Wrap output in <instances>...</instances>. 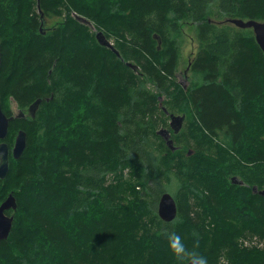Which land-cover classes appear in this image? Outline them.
<instances>
[{
    "label": "trees",
    "instance_id": "trees-1",
    "mask_svg": "<svg viewBox=\"0 0 264 264\" xmlns=\"http://www.w3.org/2000/svg\"><path fill=\"white\" fill-rule=\"evenodd\" d=\"M41 13L62 20L40 29ZM226 17L264 20V0H0L2 109L41 99L5 138L0 203L12 193L17 208L6 211L14 220L0 264H187L194 253L208 264H264V196L251 188L264 187V52L252 29ZM185 24L198 48L184 88L175 74ZM173 100L189 116L171 150L157 130ZM20 129L26 146L15 159ZM171 167L187 184L164 221L156 207ZM138 189L150 199L130 212ZM172 232L182 256L168 247Z\"/></svg>",
    "mask_w": 264,
    "mask_h": 264
},
{
    "label": "water",
    "instance_id": "water-1",
    "mask_svg": "<svg viewBox=\"0 0 264 264\" xmlns=\"http://www.w3.org/2000/svg\"><path fill=\"white\" fill-rule=\"evenodd\" d=\"M38 1V0H37ZM43 17V13H41ZM81 20H86L84 17H78ZM218 22V21H217ZM220 23H229L233 24L239 28H250L255 37V41L260 46L262 51L264 52V20H256V19H247L244 20L242 18L236 17H226L222 20H219ZM43 25V21H41L40 28ZM95 37L99 44L110 47L115 51L112 43L106 38L104 33L101 30L96 31ZM116 54L117 51H115ZM0 62H1V54H0ZM129 66H133L131 63H128ZM41 102L40 98H36L27 106V114L33 117L35 112ZM25 116V112L20 110L15 114L6 115L1 106V97H0V178H4L8 171L9 164V148L8 144L5 141V138L8 134L9 123L14 119V117H23ZM185 118V114L176 115L172 114L170 116L169 126L172 130L177 133L180 130L182 122ZM157 134H159L169 146L171 150L175 149L173 145V140L170 137V132L167 128H160L157 130ZM26 146V132L24 130H19L14 138L13 146L11 147L10 153L11 156L15 159H18L24 151ZM234 183L242 184V181H238L235 177L232 178ZM253 191H257L260 195L264 196V187L260 190H257L256 186L252 187ZM17 208V203L15 197L12 193H9L8 196L0 203V240L7 239L10 231L12 229L14 216L13 214H7L6 211L11 209L15 210ZM157 214L164 221H171L176 217L177 207L174 197L167 191H164L158 200L157 203ZM187 264H199L195 259H191L187 262ZM208 264V263H206Z\"/></svg>",
    "mask_w": 264,
    "mask_h": 264
},
{
    "label": "rangeland",
    "instance_id": "rangeland-1",
    "mask_svg": "<svg viewBox=\"0 0 264 264\" xmlns=\"http://www.w3.org/2000/svg\"><path fill=\"white\" fill-rule=\"evenodd\" d=\"M62 15L61 16H58V15H51L50 17L47 18L46 22H45V25L47 27L49 26H52L54 25L56 22L62 20ZM223 18V17H221ZM219 18V19H221ZM216 19V18H214ZM233 25V24H232ZM235 26V25H234ZM237 27V26H236ZM181 28L183 29V37H182V45H181V54H180V60L178 62V68H177V71H176V80H177V84L181 87H186L189 85V83H191V79L193 78V74L189 71V65H188V62H189V59L191 58V56H193L194 52L196 51V49L198 48V41L194 38V35H193V29L191 28V25L190 24H185V25H181ZM239 28V27H238ZM243 29V28H242ZM108 40L111 42V40L108 38ZM163 94V93H162ZM164 95V94H163ZM165 96V95H164ZM163 98V96H162ZM182 101V100H181ZM183 103V102H182ZM184 104V103H183ZM10 107V111L12 113H16L17 112V109H19V107H17L16 103L12 102L10 103L9 105ZM172 108V113L174 114H185L186 115V120H187V117L189 116L188 113L186 112H183L182 109V106L180 105V100H177V101H174L173 100V105L170 106ZM26 109H22L23 111H25V115H28L27 112H26ZM170 113V112H169ZM186 120L184 118L183 122H182V125L180 127V129L182 128V126H185L184 123H186ZM166 123L161 125V127H165V128H168L170 129V131L172 132V128L169 126V122H170V118L169 116L167 117V119L165 120ZM161 127H159L158 129H160ZM170 127V128H169ZM174 132V131H173ZM17 134V133H16ZM15 134V136H16ZM159 135V134H158ZM14 136V138H15ZM160 136V135H159ZM182 136V134H181ZM181 139V138H179ZM175 141H176V138H175ZM14 143V141H13ZM156 143H158V141H156ZM154 143L152 145V149L155 150V151H158L159 148H157L155 146ZM13 146V145H12ZM150 147V146H149ZM159 154V153H158ZM156 157H158V155H155ZM163 164V163H161ZM145 170V169H144ZM143 169L141 170H137V171H140L141 172V178L143 177V175L145 174L146 170L144 171ZM166 174H163L161 175V178H162V181L164 182L165 184V188H166V191L169 192L173 197H177V194L178 192L185 186V184H187L186 182L181 183L180 187H179V182L176 181L177 178L174 174L175 172V168L171 167V169H166ZM131 173H132V168L130 166H126L122 169V175L125 179H127L128 181L132 182V183H136L135 182V179H132L131 178ZM168 180H173L171 182H165V181H168ZM139 192H138V195L137 197H134L132 195H127V199L131 201V203H129L128 205V209L130 210V212H132L133 210H138L140 204H138L139 202L141 203L142 202V198L147 201L150 199V196H147L146 194H143L141 192V189H138ZM178 191V192H177ZM176 193V194H175ZM139 200V201H138ZM142 219L143 220H146L147 219V216L146 214H142ZM251 244H254V243H251ZM261 244L264 245V241L261 242ZM223 264H227V259H224L223 261H221Z\"/></svg>",
    "mask_w": 264,
    "mask_h": 264
},
{
    "label": "clouds",
    "instance_id": "clouds-1",
    "mask_svg": "<svg viewBox=\"0 0 264 264\" xmlns=\"http://www.w3.org/2000/svg\"><path fill=\"white\" fill-rule=\"evenodd\" d=\"M167 243L170 250L177 256H182L185 253V243L179 234L172 232L167 234ZM194 259L199 262V264H206V260L203 256L194 253Z\"/></svg>",
    "mask_w": 264,
    "mask_h": 264
},
{
    "label": "flooded vegetation",
    "instance_id": "flooded-vegetation-1",
    "mask_svg": "<svg viewBox=\"0 0 264 264\" xmlns=\"http://www.w3.org/2000/svg\"><path fill=\"white\" fill-rule=\"evenodd\" d=\"M46 20H47V18L42 17V21H43V23H44L43 26H44L45 28H49V27H47V26L45 25ZM41 28H42V27H41ZM41 28H40V29H41ZM0 97H1V96H0ZM1 106H2V105H1ZM20 110H21V109H17V112L20 111ZM17 112H16V113H17ZM12 114H14V113H12ZM6 115H7V114H6ZM171 115H172V113L169 114V118H170ZM176 115H179V114H176ZM164 128H165V127H164ZM169 128H170V127H169ZM167 129H168V128H167ZM168 130H169V132H170V137H171V131H170V129H168ZM172 132H173V131H172ZM174 133H175V132H174ZM233 177H235L236 180L241 181V180L238 179L236 176H232V178H233ZM232 178H231V181H232V183H234V182H233L234 180H232ZM234 184H239V183H234ZM242 184H243V183H242ZM253 186H256V185H253ZM253 186H252V187H253ZM252 187H251V188H252ZM256 187H257V186H256ZM262 188H263V187H262ZM262 188H258V187H257V190H260V189H262ZM252 191H253V190H252ZM254 192H257V191H254ZM257 193H258V192H257ZM159 197H160V196H159ZM158 200H159V198H158ZM175 202H176V201H175ZM157 203H158V201H157Z\"/></svg>",
    "mask_w": 264,
    "mask_h": 264
},
{
    "label": "bare ground",
    "instance_id": "bare-ground-1",
    "mask_svg": "<svg viewBox=\"0 0 264 264\" xmlns=\"http://www.w3.org/2000/svg\"><path fill=\"white\" fill-rule=\"evenodd\" d=\"M175 14V13H174ZM183 14V13H182ZM178 15V14H177ZM174 17V16H173ZM182 18H184V17H182ZM178 19H180V18H178ZM187 19V18H186ZM187 22V21H186ZM197 22V21H196ZM174 23H175V21H174ZM166 26H167V24H166ZM170 26V25H169ZM181 28V27H180ZM210 28V27H209ZM208 28V29H209ZM171 29V28H170ZM201 29V28H200ZM212 29V28H211ZM174 30H175V28H174ZM199 30V29H198ZM206 30V29H205ZM176 31V30H175ZM201 31V30H200ZM210 31V30H209ZM207 32V31H206ZM214 32V31H213ZM180 33V32H179ZM195 33V32H194ZM197 33V32H196ZM205 34V33H204ZM213 34V33H212ZM176 35V34H175ZM197 36V35H196ZM199 36V35H198ZM202 36H204V35H202ZM177 37V36H176ZM201 37V36H200ZM199 37V38H200ZM206 37V36H205ZM230 38V37H229ZM181 41V40H180ZM209 41V40H208ZM182 42V41H181ZM180 42V43H181ZM113 43V42H112ZM45 89V88H44ZM42 90V89H41ZM41 97V96H40ZM162 193V192H161ZM194 203V202H193ZM198 207V206H197ZM157 208V207H156ZM197 213V212H196ZM52 249V248H51Z\"/></svg>",
    "mask_w": 264,
    "mask_h": 264
}]
</instances>
